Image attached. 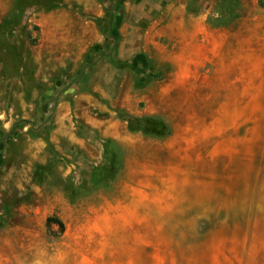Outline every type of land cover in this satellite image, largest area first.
Segmentation results:
<instances>
[{
	"label": "rangeland",
	"instance_id": "obj_1",
	"mask_svg": "<svg viewBox=\"0 0 264 264\" xmlns=\"http://www.w3.org/2000/svg\"><path fill=\"white\" fill-rule=\"evenodd\" d=\"M1 146L0 264H264V0H0Z\"/></svg>",
	"mask_w": 264,
	"mask_h": 264
},
{
	"label": "trees",
	"instance_id": "obj_2",
	"mask_svg": "<svg viewBox=\"0 0 264 264\" xmlns=\"http://www.w3.org/2000/svg\"><path fill=\"white\" fill-rule=\"evenodd\" d=\"M128 127L130 130H140L150 135L163 136L169 133L168 125L161 119L152 116L143 117H129L127 119ZM48 227H51V223H55L60 226L61 231L64 229V222L55 215L49 217Z\"/></svg>",
	"mask_w": 264,
	"mask_h": 264
},
{
	"label": "crops",
	"instance_id": "obj_3",
	"mask_svg": "<svg viewBox=\"0 0 264 264\" xmlns=\"http://www.w3.org/2000/svg\"><path fill=\"white\" fill-rule=\"evenodd\" d=\"M122 46H124V44H122ZM78 99H86L87 101L89 100V102H91V99L88 95L86 94H81L80 96H78ZM65 104L64 106L61 107V105L58 106V110H57V121H58V131H62L63 135L65 134V129H66V125H65V121H67V119H70L69 116V112L68 110L65 111ZM86 107L88 106H83V110L80 113L83 116H88V122H92L94 125L98 126L102 133L106 136H113L114 132L112 130V119L109 117V114H107V112H103V116L102 118H94L91 115H89V109H87ZM67 108V107H66ZM76 115V114H75ZM98 122L101 123V125L99 126V124H97ZM107 122V123H106ZM67 133L69 134L70 132H68L67 129ZM71 136V135H70ZM73 139H75V136H71ZM0 151H3L2 146L0 147Z\"/></svg>",
	"mask_w": 264,
	"mask_h": 264
},
{
	"label": "bare ground",
	"instance_id": "obj_4",
	"mask_svg": "<svg viewBox=\"0 0 264 264\" xmlns=\"http://www.w3.org/2000/svg\"><path fill=\"white\" fill-rule=\"evenodd\" d=\"M38 261V260H37Z\"/></svg>",
	"mask_w": 264,
	"mask_h": 264
}]
</instances>
